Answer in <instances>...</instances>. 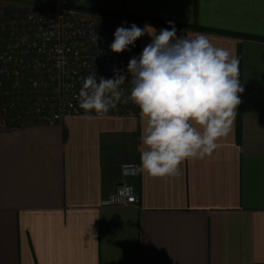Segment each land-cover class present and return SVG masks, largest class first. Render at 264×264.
<instances>
[{
	"label": "crops",
	"instance_id": "0c3cea01",
	"mask_svg": "<svg viewBox=\"0 0 264 264\" xmlns=\"http://www.w3.org/2000/svg\"><path fill=\"white\" fill-rule=\"evenodd\" d=\"M0 2L125 14L157 34L172 21L177 37L202 33L232 51L244 88L214 153L166 178L122 175L140 162L137 106L13 125L0 96V264H264V39L242 36L264 38V0ZM150 42L138 39V57ZM120 182L139 205L101 204Z\"/></svg>",
	"mask_w": 264,
	"mask_h": 264
},
{
	"label": "clouds",
	"instance_id": "9594fccd",
	"mask_svg": "<svg viewBox=\"0 0 264 264\" xmlns=\"http://www.w3.org/2000/svg\"><path fill=\"white\" fill-rule=\"evenodd\" d=\"M168 25L171 30L160 29L158 34L148 25L118 27L110 45L114 53L130 50L146 33L151 42L139 57L129 60L127 74L116 68L109 79L89 74L75 97L85 114L102 116L129 100L139 108L143 123L140 162L123 164L124 176L181 175L185 161L203 160L214 153L219 141L230 134L241 104L244 88L234 53L202 33L177 37L174 22ZM126 81L131 89L125 97L121 85ZM131 191L126 189L128 195ZM124 194L113 199L123 202Z\"/></svg>",
	"mask_w": 264,
	"mask_h": 264
},
{
	"label": "built area",
	"instance_id": "2783aa9c",
	"mask_svg": "<svg viewBox=\"0 0 264 264\" xmlns=\"http://www.w3.org/2000/svg\"><path fill=\"white\" fill-rule=\"evenodd\" d=\"M133 23L123 16L84 11L68 3L15 7L0 2V96L9 122L55 124L64 117L85 114L75 98L83 78L96 72L98 79H109L114 68L127 74L129 60L138 57L137 41L122 53L110 50L115 30ZM121 87L128 96L131 84L126 81ZM135 107L130 100L120 102L107 114ZM127 188L132 190L130 195ZM122 192L123 202L113 199ZM140 202L135 186L123 183L101 204L128 206Z\"/></svg>",
	"mask_w": 264,
	"mask_h": 264
},
{
	"label": "trees",
	"instance_id": "16d2710c",
	"mask_svg": "<svg viewBox=\"0 0 264 264\" xmlns=\"http://www.w3.org/2000/svg\"><path fill=\"white\" fill-rule=\"evenodd\" d=\"M155 21V20H153ZM164 24H168V22H163ZM194 29H197V30H201V31H210V32H221V31H218L216 29H210V28H205V27H202V26H199V25H195L193 26ZM227 33V32H226ZM230 34V33H228ZM232 34V33H231ZM236 35H239V34H236ZM241 36V35H239ZM244 37H247V38H257V39H264V38H261V37H256V36H251V35H242Z\"/></svg>",
	"mask_w": 264,
	"mask_h": 264
},
{
	"label": "rangeland",
	"instance_id": "374dc122",
	"mask_svg": "<svg viewBox=\"0 0 264 264\" xmlns=\"http://www.w3.org/2000/svg\"><path fill=\"white\" fill-rule=\"evenodd\" d=\"M84 11H86V10H84ZM90 12H99V11H90ZM102 13H104V12H102ZM110 14H114V13H110ZM115 15H119V16H123V17L129 18L131 21H133L134 23H136L138 27L140 25L139 19H137L135 17L128 16V15H125V14H115ZM137 42H138V40H137Z\"/></svg>",
	"mask_w": 264,
	"mask_h": 264
},
{
	"label": "water",
	"instance_id": "95a60500",
	"mask_svg": "<svg viewBox=\"0 0 264 264\" xmlns=\"http://www.w3.org/2000/svg\"><path fill=\"white\" fill-rule=\"evenodd\" d=\"M123 184V182H120L119 185Z\"/></svg>",
	"mask_w": 264,
	"mask_h": 264
}]
</instances>
